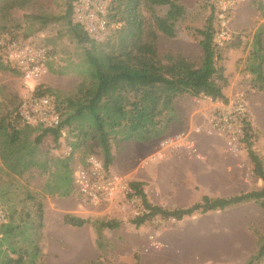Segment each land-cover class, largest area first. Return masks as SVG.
<instances>
[{"label":"rangeland","instance_id":"1","mask_svg":"<svg viewBox=\"0 0 264 264\" xmlns=\"http://www.w3.org/2000/svg\"><path fill=\"white\" fill-rule=\"evenodd\" d=\"M178 1L185 11L175 22L176 36L167 38L158 32V54L165 61L167 53H180L198 66L202 49L194 29L205 24L214 0ZM255 2L258 0H244L230 13L232 35L218 48L221 54L218 63L225 65L228 102L234 100L236 92L241 93L246 102L247 118L255 132L254 144L262 152L261 155L258 151L264 165V88L254 85L253 74L248 69L252 35L259 25L264 29V18L256 10ZM67 3L68 0H0V36L31 40L51 50L46 71L37 85L59 98L64 115L68 110L66 99L78 95L80 86L90 84L84 60L87 45L78 42L68 29ZM167 9L168 6L153 7L160 16ZM141 12L147 28L153 27L148 7L143 5ZM112 32L99 42L112 38ZM24 92L19 75L0 67V123L18 125V142L22 149H32L33 157L38 160L36 166L16 174L0 159V205L8 213V222L16 226L2 250L9 252V244L20 251L25 249L30 252V255L23 253L27 264L32 256V264H245L243 259L225 256L226 248L222 243L227 240L230 226L235 228V232L232 229L235 239L240 232L254 251L264 239V207L253 201L223 210L194 213L179 221L155 216L137 226L132 221L133 204L127 202L126 196L117 194L111 200L92 203L82 201L73 186L68 195L54 192L57 172L62 169L60 159L71 155V171L74 165L83 163L88 154L102 157V152L97 139L81 135L74 128L75 124L62 128L57 143L47 134L35 145V137L42 130L24 127L23 122L14 117ZM174 109L175 124L160 137L146 142H112L111 139V172L126 183L142 182L148 200L166 209L190 205L203 194L230 196L219 192L225 190L222 183L231 173L226 166L234 161L233 153H217L212 163L214 169L207 174L194 157L201 154L208 142L225 143L223 135L209 131L207 115L202 113L207 110L206 103L193 100L185 93L176 99ZM211 110L225 109L213 107ZM189 111L192 118L186 124ZM258 187L254 179L251 189ZM38 202L42 203L41 218ZM66 213L91 220L114 219L119 225L102 231L103 242L98 247L94 226L65 224L62 217ZM9 254L17 256V253ZM254 264H264V258Z\"/></svg>","mask_w":264,"mask_h":264},{"label":"trees","instance_id":"2","mask_svg":"<svg viewBox=\"0 0 264 264\" xmlns=\"http://www.w3.org/2000/svg\"><path fill=\"white\" fill-rule=\"evenodd\" d=\"M73 1L68 0L65 12L68 16V29L78 42L87 45L84 60L90 84L80 86L78 95L66 99L68 110L65 115L56 95L48 89H41L39 85L35 87L36 94L54 96L56 108L62 116L60 124L55 127L23 123L24 127H38L42 130L35 137V145L47 134L52 135L53 141L57 143L62 128L75 124L74 128L81 135L84 137L90 135L97 139L104 166L109 168L113 162L111 139L112 142L127 140L146 142L164 135L175 121L174 100L179 94L210 97L212 101L228 103V97L223 92L227 85V76L224 74L223 65L218 63L221 54L214 43L216 29L214 1L210 5L205 24L194 29L202 49L201 63L198 66L180 53H167L164 56L165 61L158 54V32L167 38L176 36L175 22L185 11L183 4L178 0H112L111 13L108 15L112 21L120 25L113 30L112 38L104 42L93 39L79 23L73 22L71 16ZM143 5L151 12L153 27L146 26L141 12ZM254 5L264 18V0H258ZM154 6H168V9L160 16L153 10ZM49 53L51 54L50 49ZM248 60V69L253 74L254 85L258 89L264 88V42L261 25L252 35ZM0 67L8 68L1 61ZM14 117L20 120L16 109ZM17 126L10 122L6 126L0 123V159L10 171L22 174L31 166H36L38 160L33 157L32 149L28 151L22 149L18 142L20 130ZM242 129L241 141L251 164V176L261 180L258 188L230 196L212 197L203 194L190 205L166 209L148 200L142 182L130 181L129 195L138 196L147 209V212L134 216L132 221L137 226L155 216L171 217L179 221L194 213L223 210L250 201L264 207V165L261 155L253 147L255 132L247 117L242 121ZM70 160L71 155L59 160L62 169L58 170L57 182L53 186L54 192L63 196L72 190ZM41 206L42 203L38 202L39 218L42 217ZM62 221L77 227L86 223L92 224L96 230L98 247L102 246V231L119 225L114 219L91 220L69 213L63 215ZM15 228L16 226L8 222V219L0 224V264H27L23 253L30 255V252L25 249L20 251L9 244L7 248L9 252L2 250L3 243L10 240ZM9 253H17V256L12 257ZM33 258V256L30 258L29 264H32ZM263 258L264 239H261L256 250L245 260V264L258 263Z\"/></svg>","mask_w":264,"mask_h":264},{"label":"built area","instance_id":"3","mask_svg":"<svg viewBox=\"0 0 264 264\" xmlns=\"http://www.w3.org/2000/svg\"><path fill=\"white\" fill-rule=\"evenodd\" d=\"M112 0H74L72 2V20L79 23L90 37L99 41L120 24L109 18ZM244 0H214L215 34L214 43L220 48L231 39L229 28L230 13ZM50 59L49 48L40 43L18 39L9 35L0 36V61L16 72L23 85V93L16 114L29 125L55 127L62 116L56 108L53 95L36 94L34 89L42 74L46 71ZM224 111L211 110L207 114V126L210 132L220 133L225 139L226 150L237 154L243 147L241 141L242 121L247 117V105L241 93L234 100L223 103ZM73 189L84 202L111 200L115 195L126 196L133 204V216L147 212L140 198L129 195L131 189L120 176L105 168L103 158L90 153L83 163H77L71 169ZM8 213L0 205V224L7 221Z\"/></svg>","mask_w":264,"mask_h":264},{"label":"crops","instance_id":"4","mask_svg":"<svg viewBox=\"0 0 264 264\" xmlns=\"http://www.w3.org/2000/svg\"><path fill=\"white\" fill-rule=\"evenodd\" d=\"M263 42H264V29H263ZM225 67V65H224ZM263 69H264V63H263ZM224 94L228 97V92H229V86H225L223 88ZM233 92V91H232ZM230 91V93H232ZM239 92H236L237 94ZM185 94V93H183ZM234 94V93H233ZM180 95V94H179ZM179 95L175 98L174 104L176 99H178ZM193 100H198L201 102L206 103V108L207 110L203 111L202 113H205V115L208 114V112L211 110L213 107H222L223 103L221 101H212L210 97H193L191 96ZM201 110V109H200ZM192 112V110H190ZM188 112L186 114L187 120L184 122H187L186 124H189V120L192 118L191 112ZM177 113V112H176ZM195 118H198L196 115ZM175 124V121L171 123L170 126H173ZM184 125V123H182ZM217 135L222 136V134L217 133ZM254 149L257 151L260 150L259 147H257L256 144L253 145ZM227 152L225 143H217V142H208L206 145H204V149L201 150V154H198L195 157V160L200 162L203 166L204 174H207L208 171H212L214 167L212 166L213 161L216 159V154L217 153H223ZM260 152V151H259ZM264 153V151H263ZM262 155V152H260ZM234 155V161H231L226 167L227 169L231 170V173H228L229 176L225 177V180L222 184H225L226 187L224 191H220L219 193H225L228 195H235L241 192H245L251 189L252 182L254 179L256 180V183L258 186L261 185V180L258 178H254L251 176V164L248 160V157L246 155V151L243 148L240 152ZM263 160V158H262ZM219 183V182H217ZM221 184V183H220ZM221 184V185H222ZM216 192V191H215ZM213 193V192H212ZM235 232L234 226H230L227 240L223 241V245L225 246V256L227 258H239L243 259L244 261L249 257L253 252L254 248L251 246L250 241H247V237L244 239L242 238L243 235H240V232L237 233V239L234 237L233 232ZM239 243H241V246H239Z\"/></svg>","mask_w":264,"mask_h":264}]
</instances>
